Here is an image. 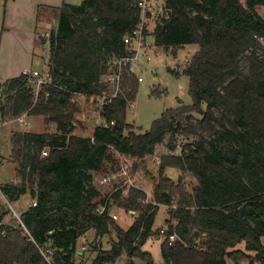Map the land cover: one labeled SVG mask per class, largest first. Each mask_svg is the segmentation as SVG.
Returning <instances> with one entry per match:
<instances>
[{
	"label": "trees",
	"instance_id": "1",
	"mask_svg": "<svg viewBox=\"0 0 264 264\" xmlns=\"http://www.w3.org/2000/svg\"><path fill=\"white\" fill-rule=\"evenodd\" d=\"M259 5L264 0H164L153 31L147 32L156 45L173 51L187 43L200 45L185 69L192 103L167 108L149 129L137 132L126 113L139 79L125 70L122 92L102 109L108 125H96L89 136L74 133L79 106L73 98L103 95L110 88L103 76L113 59L130 52L124 38L141 21L140 0H83L53 8L52 82L38 94L22 73L0 82L3 116L44 114L57 124V131L12 134L18 180L0 189L9 202L27 193L34 200L22 210L19 225L4 222L7 210L0 205V264H77L76 256L83 254L78 240L92 229L98 241L106 235L112 239L109 246H95L91 264L115 263L122 255L125 264H229L228 259L264 264V15ZM178 135L187 140L180 152L162 156L155 202H144L145 191L132 186L126 196L115 192L105 213L96 211L106 193L95 176L116 169L114 150L143 159L168 137V148L176 149ZM44 149L48 155H42ZM167 167L191 172L198 181L192 192L181 179L166 175ZM162 203L176 219V224L168 219L167 232L178 237H164L165 262L157 263L143 245L159 230L154 223ZM114 204L138 212L129 227L113 217Z\"/></svg>",
	"mask_w": 264,
	"mask_h": 264
},
{
	"label": "rangeland",
	"instance_id": "2",
	"mask_svg": "<svg viewBox=\"0 0 264 264\" xmlns=\"http://www.w3.org/2000/svg\"><path fill=\"white\" fill-rule=\"evenodd\" d=\"M161 10L162 7L157 10V14L147 18L149 20L150 32L153 31L156 18ZM258 10L264 15V5H259ZM46 21H48V18H46ZM56 26L55 20H53L51 27L47 28L48 30L44 28L38 30L36 33L38 40L37 55L34 59V63H32L33 65L30 67L41 68L44 70L48 69L50 49L48 38L44 35L47 31L52 33L56 29ZM43 37L46 39L44 43ZM148 38L153 45V56L151 60L144 61L143 64H134L133 68L135 72L133 73L135 76L143 75L144 78L142 81H139L136 98L135 100H130L126 113V120L131 124V128L137 132H143L149 129L153 120L160 117L163 111L167 108L176 107L181 103H192V96L189 92V75L185 69L188 61L200 49L198 43H187L178 47L176 51H173L172 48H165L156 45L152 35ZM113 61L114 59L111 62V69L103 76V81L110 84V88L104 93V95H110L112 92L115 93L116 91L122 92L123 90V81L119 85L117 82L105 81L106 77L116 71L115 66H113ZM2 68L6 69V66H3ZM1 80L2 78H0V81ZM35 85L32 83L35 90L34 92L37 93L39 87ZM104 95L89 96L76 94L74 96L73 101L79 106V110L76 111L74 119L76 120L75 134L89 136L93 133L98 122L102 123L104 121L99 114L104 102ZM23 118L24 119L21 121L16 119L15 116H3L0 112V186L6 182L14 181V177L18 176L19 162L12 155L13 142L11 137L15 131H57V124L55 122H48L44 114H31V117H28L25 113ZM186 140L187 137L185 135H178L176 137L177 148L171 151L167 144L169 141L168 137L165 141L157 145L153 153L146 155L143 159H137L132 156L133 160L130 169H132L131 172L134 177V182L136 186H139L145 191L146 195L148 191L151 200L154 201V187L160 178L159 170L161 162L159 158H162L164 154L170 152H180V144ZM136 163L141 166L136 168ZM166 173V175L171 177L175 182H178L181 179V183L185 185L189 192H192L194 186L198 183L197 178L191 172L176 167H167ZM97 176L98 175L95 176L96 184H98L99 181ZM98 186L104 193H109L112 189L110 183H99ZM129 190L130 189L126 188L124 191H120L121 197L128 195ZM33 200L34 199L29 193L25 194L20 202L15 203L9 202L3 197V195H1L0 205L5 206V209L7 210L3 219L4 222L19 225L21 222L20 217L22 210L27 208ZM116 206L117 205L115 204L112 206V211L118 214V223L124 228L129 227L133 221L132 218L129 217L128 212H125L123 209ZM16 213L19 214V216ZM168 219L171 220L173 224H176V219L170 215L168 205L162 203L160 204L154 223V229L167 227L169 225ZM111 237V235L103 236V240L100 242L96 239L95 230L93 229L80 237L77 248L78 250H81L83 254L79 252V255L76 256L77 264H91L97 253L94 250L95 246H99L100 243V246H109L112 239ZM163 240V236H151L143 245V249L150 252L157 263L165 262L161 246ZM198 240L199 238L197 241ZM44 254H46V251ZM46 256L48 257L47 254ZM126 258L125 255L119 258L115 263L105 264H123ZM135 260L139 261V258H135Z\"/></svg>",
	"mask_w": 264,
	"mask_h": 264
},
{
	"label": "built area",
	"instance_id": "3",
	"mask_svg": "<svg viewBox=\"0 0 264 264\" xmlns=\"http://www.w3.org/2000/svg\"><path fill=\"white\" fill-rule=\"evenodd\" d=\"M162 3H164V0H140V5L142 9L141 21L130 33L126 34L124 38L125 44L130 52L128 55L114 59L113 64L115 66L116 71L115 73H112L108 77H106L105 81L117 82V84L119 85L122 82V75L125 72L124 70H128L129 72L133 73L135 72L133 68L134 64H143L144 61H149L152 59L153 45L148 38L149 34L147 30L149 29V27H148L147 18L149 16V13H151V16L157 14V10L163 6ZM44 36L47 37L49 41L51 37V33L47 31L45 32ZM22 74L28 77L31 83H34V85L36 84L37 87H39V90L44 84H49L53 80L52 74L49 72L48 69L44 70L41 68L25 67L22 70ZM137 77L139 81H142L144 78L143 75H138ZM39 90L36 94L39 93ZM118 93L119 91H116L115 93L112 92L110 95L103 94L104 102L101 106V111L99 112L102 118L103 116L101 114H102V109L104 107V104L107 102H110L113 99V97H115ZM23 115L16 117V119H19L22 121L24 119ZM103 120L104 121L102 123L98 122L97 125H108V122L104 118ZM48 153L49 151L47 149H44L42 151V155H48ZM114 153H115V157L117 158V162H118L115 165L116 169L111 172H107V173L97 176L99 180L98 184L99 183L100 184L110 183L112 185V189L109 191V193L105 194L106 195L105 202L96 208V211L100 214L105 213L110 208V206L113 203V194L115 192L119 190L124 191L126 188L130 189V187L136 186L134 182L133 174L131 172L132 169H130V165L133 160V157L129 154L123 153L118 150H114ZM159 160L161 162V157L159 158ZM136 187H139V186H136ZM0 192L3 195V197H5L1 189H0ZM152 201L153 200L150 199L148 195V191H147V195H145L144 197V202H152ZM17 215L19 216V214ZM112 215L115 219L118 218V214L116 212L112 211ZM128 215L130 218H132V220H134L138 214L135 210L132 209V210H129ZM153 236H163V237L168 238L171 241L175 240L178 237L175 231L168 233L167 227H160L158 232Z\"/></svg>",
	"mask_w": 264,
	"mask_h": 264
},
{
	"label": "crops",
	"instance_id": "4",
	"mask_svg": "<svg viewBox=\"0 0 264 264\" xmlns=\"http://www.w3.org/2000/svg\"><path fill=\"white\" fill-rule=\"evenodd\" d=\"M82 1L0 0V78H2L0 82L20 75L23 68L33 65L37 55L36 33L38 30L50 28L53 20L57 25V13L53 8H59L64 3H80ZM3 66H6V69H3ZM27 116L31 117L28 114ZM17 180V176H15L14 181L17 182ZM22 197L15 202H20ZM238 247L244 248V243H240ZM123 256L125 255L121 257ZM126 261L128 258L123 264ZM228 263L234 264L231 259H228ZM246 263L248 262L245 261Z\"/></svg>",
	"mask_w": 264,
	"mask_h": 264
}]
</instances>
